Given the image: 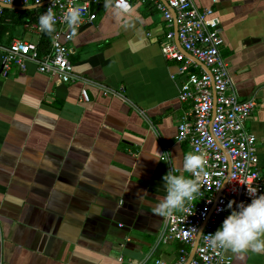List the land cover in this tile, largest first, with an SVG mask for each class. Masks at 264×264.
Returning a JSON list of instances; mask_svg holds the SVG:
<instances>
[{"label":"crops","instance_id":"1","mask_svg":"<svg viewBox=\"0 0 264 264\" xmlns=\"http://www.w3.org/2000/svg\"><path fill=\"white\" fill-rule=\"evenodd\" d=\"M193 2L219 17L233 87L258 103L247 128L260 143L264 179V0ZM97 15L72 32L75 82L58 83L34 64L0 67V264L177 259L178 245L157 247L166 216L154 207L170 166L192 178L182 168L192 149L176 142L188 107L180 63L162 53L167 23L136 1L128 14L108 1ZM6 26L7 42H40L32 25ZM159 153H169L170 166ZM228 254L232 264H264V252Z\"/></svg>","mask_w":264,"mask_h":264},{"label":"built area","instance_id":"2","mask_svg":"<svg viewBox=\"0 0 264 264\" xmlns=\"http://www.w3.org/2000/svg\"><path fill=\"white\" fill-rule=\"evenodd\" d=\"M108 1L125 14L132 10L134 1L151 4L163 14L168 32L161 44L162 53L167 60L180 63L178 74L184 83L179 98L188 107L178 127L176 142L188 143L192 152L202 154L206 161L199 175L189 173L199 182L200 194L187 201L180 213L166 216L157 239V247L178 245L176 261L155 258L151 262L133 264H232L230 249L213 248L203 235L195 257L188 263L203 226V234H214L231 214L232 209L227 207L230 201L235 200L237 205L250 203L248 187H255L257 195L264 194L260 143L247 128L258 103L256 99H242L233 87L229 66L222 54L221 21L212 8L201 10L193 0H13L11 6L20 7L41 6L48 2L46 11L51 7L56 14L55 30L49 53L43 55L39 43L20 39L0 41V67L6 73L12 69L26 72L28 66L34 64L41 74L58 83L75 82L77 76L70 62L69 47L73 34L64 17L69 9L76 8L81 15L75 29L92 24L98 18L97 9ZM0 2L7 5L9 0ZM4 10L0 7V26L5 19ZM32 27L41 38L44 32L40 26ZM176 28L180 46L176 44ZM197 61L210 70L212 78ZM215 95L217 111L213 118ZM82 100L89 101L86 90L82 91Z\"/></svg>","mask_w":264,"mask_h":264},{"label":"clouds","instance_id":"3","mask_svg":"<svg viewBox=\"0 0 264 264\" xmlns=\"http://www.w3.org/2000/svg\"><path fill=\"white\" fill-rule=\"evenodd\" d=\"M12 2L13 0H9L7 6L10 7ZM80 15L79 9L72 8L64 17L73 34H75V26L80 21ZM55 24L56 14L49 7L39 16L40 29L45 33H52ZM168 154L159 153V158L156 160L167 163ZM205 164L202 154L189 152L183 158L182 168L190 174L199 175L203 172ZM162 179L165 195L154 206L155 211L161 216H171L174 211L183 209L187 201L194 200L200 194V184L196 179L175 174V169L171 166L170 171ZM147 194V192H138V199H143ZM248 194L251 197L250 203L241 202L237 205L235 200L228 203L227 207L232 209L231 214L223 220L214 234L200 233L213 248L230 249L233 253L240 254L241 259L248 251L264 252V194L257 195L255 187H248Z\"/></svg>","mask_w":264,"mask_h":264},{"label":"trees","instance_id":"4","mask_svg":"<svg viewBox=\"0 0 264 264\" xmlns=\"http://www.w3.org/2000/svg\"><path fill=\"white\" fill-rule=\"evenodd\" d=\"M44 12H46V8L31 9L29 11L4 10L5 19L0 26V41H6L2 36V30L7 27L6 25L10 27L39 25V16ZM52 34L53 32H44L40 39L39 48L42 55L49 53Z\"/></svg>","mask_w":264,"mask_h":264},{"label":"water","instance_id":"5","mask_svg":"<svg viewBox=\"0 0 264 264\" xmlns=\"http://www.w3.org/2000/svg\"><path fill=\"white\" fill-rule=\"evenodd\" d=\"M48 4V2L47 3H45V4H43V5H41V6H35V7H18V6H7V5H5V4H3V3H1L0 2V7H2L3 9H5V10H7V9H16V10H20V11H28L29 9L28 8H31V9H38V8H43V7H45L46 5ZM172 11V13L174 14V18H175V20H176V15H175V13H174V11L173 10H171ZM88 26H90V25H88ZM84 28H87V27H84ZM176 42H177V44L180 46V41H179V37H178V29L176 28ZM181 50H182V52H184L187 56H190L188 53H186V51H184L182 48H181ZM197 63L201 66V68H203L210 76H211V73H210V70L203 64V63H201V62H199V61H197ZM3 71V70H2ZM211 78H212V76H211ZM214 101H215V104H214V112H213V118H215V116H216V111H217V105H216V95L214 96ZM204 228H205V226H203V228L201 229V231H200V233H202L203 234V232H204ZM199 233V235H198V238H197V240H196V243H195V245H194V247H193V249H192V252H191V254H190V257H189V261H188V263H190L192 260H193V258L195 257V254H196V251H197V248H198V245H199V243H200V239H201V237H202V235Z\"/></svg>","mask_w":264,"mask_h":264}]
</instances>
